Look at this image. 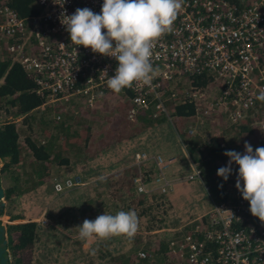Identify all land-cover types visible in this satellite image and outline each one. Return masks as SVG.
Returning <instances> with one entry per match:
<instances>
[{
	"label": "built area",
	"instance_id": "2783aa9c",
	"mask_svg": "<svg viewBox=\"0 0 264 264\" xmlns=\"http://www.w3.org/2000/svg\"><path fill=\"white\" fill-rule=\"evenodd\" d=\"M103 2L36 0L38 11L25 17L9 7L0 9V34L8 40L7 59L18 63L32 78L33 90L42 99L36 108L58 109L57 120L63 103L75 99L90 109L108 94H115L106 83L118 67L115 58L72 44L61 23L62 14L71 16L77 8L99 14ZM152 62L160 70L152 81L154 87L134 83L119 93L129 100L128 118L148 109L157 116L167 103L192 102L199 113L197 102L204 101L202 113L222 110L230 122H238L243 111L264 103L258 99L264 92V0H184L172 30L154 43ZM203 77L218 80L216 96L207 98L194 83ZM179 79L188 80L187 91H168ZM195 131L193 126L187 128L190 136ZM134 160L138 169L133 178L136 193L150 202H166L172 184L165 175L168 163L164 157L136 152ZM185 160L187 171L181 178L185 182L202 180L197 162L189 156ZM237 176L232 173L223 182L219 197L209 185L204 186L213 202L203 214L173 229L163 228L161 223L156 228L173 235L166 242L169 248L180 251L177 264H264V222L251 215L249 203L236 189ZM150 182L157 185L152 190L159 194L157 198L149 195ZM84 184L77 174L54 179L53 189L59 193ZM163 205L164 211L158 208L159 216L165 218L167 203ZM149 254L139 250L132 264H142Z\"/></svg>",
	"mask_w": 264,
	"mask_h": 264
},
{
	"label": "crops",
	"instance_id": "0c3cea01",
	"mask_svg": "<svg viewBox=\"0 0 264 264\" xmlns=\"http://www.w3.org/2000/svg\"><path fill=\"white\" fill-rule=\"evenodd\" d=\"M62 106L63 112L60 114L61 116L59 120L56 119L58 109H55L52 106H48L44 110L41 108H35L28 113L17 116L11 115L14 113L13 108H10L12 113L5 112V110L0 109V112L3 113L0 114V124L11 119L17 127L18 134H20V131L23 133L21 135V141L18 139L22 150V159L19 161L21 169H26L24 167L23 160L25 159V154L30 152L29 149L27 150V146L25 144L26 138L33 141L37 140L39 143L42 142L43 146L51 149L52 146H61V144L56 138L50 137L59 136L63 141L65 139V135L62 136L61 133L66 126L72 124V122L78 126L81 122L76 121H83L86 127H90L91 132L99 131V127L102 126L99 118L97 116H93V113H87V109L80 101L73 99L71 102L63 103ZM80 109L82 110L79 111ZM86 113L89 114V116H84ZM76 117L79 118L77 119ZM62 121H67L69 123ZM170 124L172 125L171 122ZM150 127L139 133H142V146L140 147H138L139 145L136 143V139L139 134L127 140V142L126 140H122L121 142H104L102 145H96L92 142L95 141V139L91 140L90 144L88 143L89 145L86 146V148H83L87 151L86 154L81 153L79 154L80 156L70 155L67 164L54 166L50 173L51 177L48 180L37 184V187L35 188L36 191L34 193L31 191L32 189L17 193L18 191L16 189V192L12 196H8L7 189L9 187H13L16 182L25 183L22 179L24 176L26 177V174H24V171L26 170L18 172L17 175L12 174L11 177V172L9 170H11L12 166L10 165L7 169H5L3 165L4 161L0 158V187L4 191V196L1 200L4 205L0 210V225L4 226L3 228L5 229V224L27 221L37 222L42 216H46L51 221H49L48 226L42 222L44 224L42 227L45 228V230L37 228V237L35 239L34 246H36V243L39 240L44 241L42 237L48 235L47 237L53 244V247L60 250L55 259L56 263H63L61 259H64V261H68V264H71L72 257L75 255L76 250L74 243L78 241L80 242L79 248H81L82 252H87L90 257V260H87L85 264H87L88 261H94L95 264H111L112 259L115 256L118 258L120 254L126 255L121 263L129 264V262L132 263L133 261V257H131L133 255L132 253L135 255L139 250H145L147 252L154 251V253H157L158 248L163 247V245L166 244L161 243V241L166 242L164 236L168 232H158L151 223H148L150 224L148 227H144L142 225L144 215L147 219L150 216V207L146 208L149 212L147 211L143 215L138 216L140 218V229L138 234L144 233V235H140L141 240L137 239L140 241L135 243H129L123 237H116L118 241L115 244L112 243L114 237L106 240L96 239L87 242L82 241L79 236H76L79 230L77 228L73 229L71 221L66 218H73L72 215L74 214L71 210L66 212V209L72 208L71 204H78L84 207L82 208L83 213L80 214V222L82 224L85 219L94 220L95 217L99 216V214L96 216L93 214L90 215L92 211H89V215L87 214V209L91 210V204L95 200L98 201V194H100V199H102L101 202L111 203L112 201V197L109 199L103 198L104 192H101V190L97 187H94L99 184L104 185L105 194L107 195L110 192V186H112L110 183L117 180L120 185L117 187L119 200L122 201L126 199L123 187L126 180H129V183L132 184L136 169L133 174L128 175V173L136 167V164H134L136 163L134 160V154L138 151L145 152L148 156H153L155 154L161 155L168 163V168L165 169V175L171 181V195L174 196L176 202L174 198L170 197V199L174 202L170 201V212L168 213V216L165 217L167 221L165 222V226H163V228L173 229L180 226L187 221V219L201 215L211 207L213 201L210 198L208 202V197L204 188V186L208 184L204 180L185 182L181 178L183 174L186 173L187 168L186 161L182 158L184 157V153L182 152L181 144L178 140L179 134L175 136L173 131H155L154 129H149ZM147 130L151 132V138L150 141L146 143V141L143 140V137ZM226 134L227 127L220 133L214 134L213 137L217 142L221 141L222 143L226 139L232 140V136L226 138ZM67 135L68 134H66V136ZM208 136L211 137L210 135ZM227 145L228 144H226V146ZM69 148H71V146H69ZM32 161L33 159L30 164H32ZM15 167L18 168L19 165H13V168ZM79 173L82 176V179L87 178L88 180V182H86L83 179L85 181L83 186L75 187L59 193L54 191V179H63L66 176L77 175ZM7 175L11 177V184L9 186L7 185ZM15 179L17 181H15ZM155 188H157V185L154 182L148 183V190L150 191L149 195L157 198L159 194H156L157 192H152ZM13 199L14 202L19 203V206L16 212L7 211L5 207L8 205V202L9 204L12 203ZM144 199L147 200L146 198ZM194 199H197L202 203V205H199L200 208H192L194 205ZM178 200H180L181 203H178ZM146 206L149 205L146 204ZM13 214L16 215L13 216ZM137 215H140V212ZM82 224H79V226H82ZM60 225H65L68 229L63 230ZM37 227H40L39 223L37 224ZM41 234L43 235L41 236ZM58 236L62 239H66V241H61ZM149 242L150 246L147 245ZM128 247H130V250H127ZM76 251L78 252L79 249L77 248ZM92 256L93 258H91Z\"/></svg>",
	"mask_w": 264,
	"mask_h": 264
},
{
	"label": "trees",
	"instance_id": "16d2710c",
	"mask_svg": "<svg viewBox=\"0 0 264 264\" xmlns=\"http://www.w3.org/2000/svg\"><path fill=\"white\" fill-rule=\"evenodd\" d=\"M3 7L11 8L16 14L21 17L35 14L37 9L36 0H0V9ZM1 21V17H0ZM5 54V51H4ZM195 84L200 88H205L210 79L203 77ZM34 83L32 78L27 75L18 63L10 62L7 57L0 55V109L5 112H11L13 108V115H22L35 109L42 102V99L34 92ZM109 98L103 99L101 104L95 105L93 108V116H97L102 124L99 131L91 132L89 126H85L83 121L80 125L72 124L66 126L61 135H65L62 141L61 137L52 136L60 141L61 146H52L48 149L43 146L42 142L37 140H30L26 138L25 144L27 150L30 151V156L33 161L30 164V176L33 182L26 186L24 182H16L13 187L7 189L8 196H12L17 189V193L33 189L37 184H40L51 177V171L54 166H60L68 163V158L72 156H80L81 153H87L86 148L91 140L96 145L105 143H113L117 141H124L137 136L145 128L152 126L155 119L152 117L150 111H140L133 118L127 117V110L130 108L129 100L118 94H108ZM195 104L192 102H184L173 106V122L177 131H180L181 126L187 121L188 123L193 119ZM88 113V112H87ZM77 119L79 117H76ZM256 118H264V116H247L241 118L238 122L234 123L235 127L232 132V140L239 143V150L244 154L245 143L251 144L253 152L257 147H264V130L260 129L261 124L252 121ZM67 122V121H62ZM75 122V123H76ZM69 123V122H67ZM187 123V124H188ZM193 123V122H192ZM66 134H68L66 136ZM19 134L17 127L12 120H7L0 124V158L3 159L4 168L7 169L10 165H19L22 159L21 146L19 144ZM91 142V143H92ZM89 143V144H88ZM233 143L222 144L216 141L214 137L205 141L193 148L190 146V158L198 161L201 165L204 181L210 185V189L218 196V192L223 182V178L217 175V171L221 167L228 165L229 158L224 155L225 151L233 150ZM71 146V148H69ZM232 172L238 174L239 166L235 163L232 164ZM15 181H17L15 179ZM118 184L119 182L116 181ZM128 188L132 186L129 180H126ZM120 186V185H119ZM133 190V188H132ZM134 191V190H133ZM118 188L115 189L113 195L117 194ZM135 198H140L134 195ZM143 198V196H141ZM116 199L119 200L118 194ZM145 200V199H144ZM141 203V202H140ZM153 202V206H154ZM150 209L157 208L152 206ZM135 210V208H133ZM139 213V211H138ZM144 212H140V215ZM150 214H152L150 212ZM153 215V214H152ZM158 223V220L155 221ZM37 222L27 221L21 223H10L4 230L0 232V250L2 256L5 258L4 264H33V248L35 239L37 237ZM172 237L170 233L165 234ZM167 241V239H166ZM167 249L162 256L165 258L173 257V264H177L176 260L180 261L179 253L176 247L169 248L167 243L163 245ZM131 257L134 258V253ZM126 255L120 254L117 258L112 259L113 264L123 259ZM117 258V259H116ZM131 259V258H130ZM33 261V262H32ZM116 262V263H115ZM129 264H132L129 262ZM144 264V262H142Z\"/></svg>",
	"mask_w": 264,
	"mask_h": 264
},
{
	"label": "clouds",
	"instance_id": "9594fccd",
	"mask_svg": "<svg viewBox=\"0 0 264 264\" xmlns=\"http://www.w3.org/2000/svg\"><path fill=\"white\" fill-rule=\"evenodd\" d=\"M183 4L184 0H104L99 14L89 8H77L71 16L62 14L61 23L70 34L72 44L90 48L102 56L115 58L118 67L115 75L108 78L106 83L110 90L119 94L134 83L154 87L152 81L160 71L152 62L154 43L172 30ZM258 99L264 100V92ZM167 109L168 103L165 104V111L157 116H153L150 109L146 111L152 113L155 122L168 118L173 123L174 117L167 116ZM209 112L213 111L209 110L207 113ZM189 126L195 127V132L198 131L197 126L188 124L184 131L187 139L195 135L187 134ZM182 130L183 128L179 134L184 135ZM210 136L207 135L206 139L213 137ZM178 137L184 153L182 158L186 161L190 146ZM244 148V154L234 150L225 151L224 155L229 158L228 165L219 168L217 175L227 181L229 176L235 173L232 172V164L238 165L236 189L249 203L251 215L264 222V147H257L253 152L251 144L245 143ZM195 162L201 169L199 162ZM133 190L137 196H142L136 193L134 186ZM167 215L166 212L165 217ZM76 228L79 230V238L85 242L123 237L132 243L140 229V218L135 210H121L115 215L104 213L95 220L85 219L82 226Z\"/></svg>",
	"mask_w": 264,
	"mask_h": 264
},
{
	"label": "rangeland",
	"instance_id": "374dc122",
	"mask_svg": "<svg viewBox=\"0 0 264 264\" xmlns=\"http://www.w3.org/2000/svg\"><path fill=\"white\" fill-rule=\"evenodd\" d=\"M7 39L6 37L2 36L0 34V55L2 56H6V54H4V51L6 50L5 46L7 44ZM201 80L199 79L198 82H200ZM218 80H214L213 82L212 81H209V83L207 84V86L205 88H201V90L205 91V94L207 95V98H210V97H213L214 95H216L220 88H219V84L217 83ZM188 80L187 79H179V80H175L170 88L168 89V91H170L171 89H175L177 90L178 92H182V91H187V85H188ZM117 94V93H115ZM120 95V94H118ZM122 96V95H121ZM124 97V96H123ZM109 98V96L107 97H104V99H107ZM201 109L198 111L199 113L197 112H194V117L193 119L188 123L189 120H187L182 126L181 128L183 127V130L182 132L184 133V135L182 134H179V131L176 130L175 128V125H174V122L172 123V125L170 124V120L169 119H163L162 121H159V122H155L154 125H152V127H150L149 129H154L155 131L156 130H160V131H173L174 132V135H178L181 137L182 141H186V144L187 145H190L192 146L193 148H196V146L198 144H200L202 141H205L206 142V136L207 135H214V134H218L220 133L222 130H224L226 127H227V134H226V138L231 136L232 135V132L231 131H234L233 129L235 127H233L234 123L230 122V120L227 118V114L226 112L222 111V110H217V111H213V112H209L207 114H204L202 113V111L205 109L206 105L204 103V101H201V102H197ZM97 104H101V102L97 103ZM96 104V105H97ZM173 104L171 103H168V109H167V113H169L167 116H173L171 115L172 111H173ZM95 107V105L93 107H91L90 109H87L86 111H88V113H92L93 112V108ZM3 110V109H1ZM82 109H80L79 111H81ZM36 112V111H34ZM0 114H3L2 112H0ZM13 115V114H11ZM31 116H36V115H31ZM84 116H89V114H84ZM221 116V117H220ZM242 116L243 118L247 117V116H264V103H258L256 104L253 108L247 110V111H243L242 112ZM11 120V119H9ZM1 121V119H0ZM252 121L256 122V123H260L261 125H264V118H256V119H253ZM193 122V123H192ZM192 123L194 124L195 126H197V129L198 131L195 132V135L191 138V139H187L186 136H185V128L188 124ZM147 129V128H145ZM261 130H264L262 128H260ZM177 132H176V131ZM142 132V131H141ZM22 131H20V134H19V140L21 141V135H22ZM222 134V133H221ZM220 137V135H219ZM142 133L139 134L137 136V139H136V143L139 145L138 147L142 146ZM150 138H151V132L149 130H147V132L145 133L144 137H143V140L147 142L150 141ZM129 140V139H128ZM178 140H179V137H178ZM127 142V140H126ZM225 144H230V143H233L232 144V149L236 152H240L239 150V143L235 142L233 140H228L226 139L224 141ZM133 147V146H132ZM138 152H141V151H138ZM148 153V152H147ZM154 156V155H153ZM24 160H23V163H24V167L26 169H21V164H19V167L18 168H13V166L11 167V170H9L11 172V177H12V174H15L17 175L18 172H21L22 170H26L24 171L23 173L26 174V177L24 176L23 177V181H25V184L26 186L30 185L32 182H33V178L29 175L31 172V168L29 166L30 162H31V157H30V152H27L24 156ZM182 161V160H181ZM136 164V163H134ZM21 169V170H20ZM136 169V173H137V166L135 168H133L129 173L128 175H131L134 173ZM80 175V173H79ZM81 176V175H80ZM11 177L7 175V185L9 186L11 184ZM14 177V175H13ZM82 177V176H81ZM86 182H88L87 178H83ZM109 180V179H108ZM106 180V181H108ZM105 181V182H106ZM117 180H114L113 182H111L110 184L112 186H110V192L106 195L105 194V187L104 185H96L94 187H97L99 190H101V192H104V197L105 199H109L111 198V203H103V201L101 202L102 199H100V194H98V201H99V205H98V201L95 200L92 204H91V210H88L87 209V214L89 215V211H92L90 213L93 214L94 216H96L97 214L99 215H103L104 213L106 214H112V215H115L118 211H129V210H134L133 208H135V212L138 214V211L139 212H149V210L146 209L145 207V203L147 205H150L152 207H157V208H153V209H150V212L153 214H150L149 218L147 219L146 216L144 215L143 217V220H142V225L144 227H148L150 224L148 223H151L155 228H157L159 226V224L161 223L163 226H165V222L167 221V219L165 218H162L161 216H159V209H161L160 205H162V208L165 209L164 207V203H167V207H166V211L167 213L170 212V201L174 202L173 200L170 199V197L174 198L173 195H171L172 193V190L170 191L169 193V197L167 198V201L166 202H163V201H160V202H156L153 206V202H150L148 200H144V198H142L141 196H139L140 198H135L134 195H136L134 193V191L132 190L133 188V185L130 184L132 186L131 189L128 188L129 184L127 185V182L125 181V184H124V187H123V191H125L124 193L126 194V199L120 201V200H117L116 199V193H115V196L113 195V192H114V189H116L119 184L116 182ZM225 180H223L224 182ZM223 182L220 184L222 185ZM87 186H90V185H87ZM37 186H35L31 191L34 193L36 190ZM80 187V186H79ZM201 189V188H200ZM216 197V196H215ZM147 198V197H146ZM175 199V198H174ZM215 201V199H214ZM141 202V203H140ZM175 202H176V199H175ZM208 202H209V198H208ZM178 203H181L180 200H178ZM194 205L192 206V208H200L199 205H202V203L200 201H198L197 199L193 201ZM72 205V208L71 209H66V212L68 210H71V212H73V214L75 215H72L73 218H69V217H66L68 220L71 221L72 225H73V229L78 227L79 224H82L80 222V214L83 213L82 211V206L78 205V204H71ZM19 206V203L18 202H14V199L12 201V203L9 204L8 202V205L5 207L7 209V211H13V212H16L17 208ZM159 208V209H158ZM86 209V208H85ZM161 209V210H163ZM107 211V212H106ZM20 214V213H18ZM16 214H13V216H15ZM143 215V214H141ZM141 215H138V216H141ZM166 215V212L165 214ZM168 216V215H167ZM161 219H160V218ZM97 217L94 218V220L96 219ZM42 219H46L45 220V225H49V220L46 216H42L40 218L39 221H37V223H39L40 227H38V229H44L42 227V225H44L42 223ZM156 220H158V223L156 224ZM8 224H5V227L7 226ZM2 226V225H1ZM4 227V226H3ZM60 227L63 229V230H67L68 227H66L65 225H60ZM48 230V229H47ZM70 230V228H69ZM43 233V232H42ZM43 234H41L42 236ZM141 236L144 235V233H139L136 235V237L134 238V241L133 243L137 242V241H140L141 240ZM40 236V237H41ZM48 235L42 237L44 241L42 240H39L37 243H36V246H34L33 248V261L34 263L33 264H68V261H64V259H61L63 261V263H56L55 262V259H56V256H58L60 250H57L53 247V244L51 243V241L48 239L47 237ZM76 236H79L78 233ZM166 235L164 236V239L166 241ZM58 238H60L58 236ZM61 241L64 240L66 241V239H62L60 238ZM137 239H140V240H137ZM150 240V239H149ZM153 240V239H151ZM58 241V240H57ZM118 241V239L116 237L113 238V241L112 243L115 244L116 242ZM45 243V246H44V243ZM79 241L74 243L75 247H76V250L77 248L79 249V251L77 252L75 250V255L72 257V263L71 264H85L87 260H90V257L88 256V253L87 252H82L81 248H79ZM161 243H167V242H162ZM148 246H150V242L147 243ZM168 245V244H167ZM127 250H130V247L127 248ZM167 249H164L163 247H159L158 248V252L157 253H154V251H149L150 254L148 255V260L145 259L143 262L144 264H173V257H168V258H165L164 256H162V254H164V252H166ZM53 253H54V257H53ZM161 253V254H159ZM93 258V256L91 257ZM123 259L119 260L117 262V264H122L121 261ZM32 261V262H33ZM176 262H179L178 260H176ZM116 263V262H115ZM87 264H95L94 261H88ZM111 264H113V262H111Z\"/></svg>",
	"mask_w": 264,
	"mask_h": 264
},
{
	"label": "water",
	"instance_id": "95a60500",
	"mask_svg": "<svg viewBox=\"0 0 264 264\" xmlns=\"http://www.w3.org/2000/svg\"><path fill=\"white\" fill-rule=\"evenodd\" d=\"M3 196H4V191H3V189L0 187V210H1V208H2V206L4 205V203L1 201L2 200V198H3ZM3 230V226H1L0 225V232ZM1 237V236H0ZM2 250H0V264H4V262H5V258L2 256Z\"/></svg>",
	"mask_w": 264,
	"mask_h": 264
},
{
	"label": "flooded vegetation",
	"instance_id": "af4514ba",
	"mask_svg": "<svg viewBox=\"0 0 264 264\" xmlns=\"http://www.w3.org/2000/svg\"><path fill=\"white\" fill-rule=\"evenodd\" d=\"M3 230H4V228H3ZM1 249V248H0ZM1 257V256H0Z\"/></svg>",
	"mask_w": 264,
	"mask_h": 264
}]
</instances>
